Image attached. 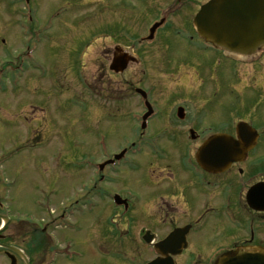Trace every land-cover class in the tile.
Here are the masks:
<instances>
[{
  "label": "rangeland",
  "instance_id": "1",
  "mask_svg": "<svg viewBox=\"0 0 264 264\" xmlns=\"http://www.w3.org/2000/svg\"><path fill=\"white\" fill-rule=\"evenodd\" d=\"M209 1L107 0L102 3L101 0H31V10L36 16L33 24H28L26 5L22 0H0V91L3 88L23 90L26 112L30 111V106L42 104L50 107L48 112L55 115L56 135L52 136L50 143L42 145L41 155L42 158L48 157L46 164L53 171L52 175L58 177L57 204H62L69 196H72V202L80 201L74 204L73 234L69 233L75 246V264L148 262L152 258L150 253H142L143 259L139 258L128 252L134 250L129 238L119 239L118 231L125 229L128 225L125 219L131 214L121 219L107 197L115 193L132 194L133 217L146 222V203L158 194L151 192L156 184L148 178L146 171L155 164L154 160L156 163L162 160L161 164L170 165L172 169L181 160L183 165L185 155L190 151L188 141L175 139L176 134L171 129L166 130L168 125L162 115L151 121L146 136V143L154 151L145 148L131 159L129 165L122 164L116 173L106 171V184L98 183L95 165L139 141L136 124L129 113L132 106L139 108L137 98L131 97V89H136L138 83L141 88L153 90L158 100L152 102L159 109L177 104V97L172 92L174 88L182 90L181 100L187 99V93L192 92V101L198 99L202 105H207L205 108L211 105L210 110L216 112L210 117L208 114L205 120L214 125L209 129L214 133L221 129L220 125L226 124L227 109L234 112L235 121L246 118L262 135L253 154L264 157V52L254 59L237 57L234 62L221 57L218 51H205V46L195 36L196 43H188V29L192 27L191 35L194 34L193 18L200 6ZM163 17L170 26L160 31L152 45L142 42L155 20ZM27 24L32 29L30 38L29 34L24 36L22 27ZM170 29L173 31L167 35L166 31ZM38 40L41 43H37ZM82 41L88 47L80 53ZM134 42L139 44L135 50L142 57L141 64H131L125 73L113 75L108 68L116 45L131 46ZM30 48L32 54L29 57ZM197 49L201 52L198 51V57L194 58ZM218 59L221 61L215 64ZM211 60H215L212 66L214 78L208 74L200 79L204 64L208 65ZM20 66L25 70L23 73L18 70L22 69ZM221 71L222 81L215 78ZM206 72H210L208 67ZM170 74L176 76L169 77ZM206 78L209 82L205 81ZM215 92L218 94L206 104V99ZM0 94V135L7 137L4 147L8 149L7 145L13 143L9 140L11 133L24 132V127L20 119L14 118L6 123L11 133L2 126L9 111L7 107L12 105L15 110L18 104L11 97L5 98L8 94ZM230 116L233 118V114ZM31 132L26 126V139ZM41 132L47 138L52 129L42 126ZM157 150L168 152V158L158 155ZM43 163L41 174L45 175L47 167ZM42 175H39L41 182L38 184L47 185L49 180L43 181ZM21 182L27 184V179L22 177ZM93 185H96L95 189ZM26 191L31 192L30 188ZM25 200H28L26 196ZM196 200L204 201L198 195ZM86 203L91 207L83 205ZM52 208L55 209L54 205ZM117 248L124 253H117Z\"/></svg>",
  "mask_w": 264,
  "mask_h": 264
},
{
  "label": "flooded vegetation",
  "instance_id": "2",
  "mask_svg": "<svg viewBox=\"0 0 264 264\" xmlns=\"http://www.w3.org/2000/svg\"><path fill=\"white\" fill-rule=\"evenodd\" d=\"M135 55L140 65L142 57ZM17 93L18 107L8 108L15 120L20 119L24 132L26 126L32 132L28 139L24 132L9 138L18 142L13 154L9 148H0V151L5 150L0 153V264H75L70 238L73 222L69 217L74 204L72 196L58 205V177L53 176L50 169L44 171L45 175L50 173L49 176L42 175L40 169L41 127L52 129L55 115L41 104L30 106V111L26 112L23 91ZM154 108L162 113L168 125L166 130L171 129L177 136L175 139L187 140L192 130L201 139L199 130L206 122L194 115L189 105ZM180 108L184 112H180ZM146 112L142 108L138 111L140 117ZM199 139L190 140V151L183 165L181 160L172 169L170 165L161 164L162 160H158L159 163L154 160L156 165L146 171L156 184L151 192L158 193L146 203L148 218L142 222L139 217H133L135 206L130 203L131 216L120 233L122 238L130 239L136 256L150 253V261L160 259L167 264H215L217 259L240 249L264 248V199L258 197L250 207L247 197L251 188L264 183V169L247 168L248 157L244 169L235 164L222 173L204 171L195 159L201 145ZM156 153L168 156V152L157 150ZM39 175L44 177L43 181L49 180L47 185L38 184L41 182ZM22 177L27 179V184L21 182ZM27 188L31 192L26 193ZM197 195L204 201L196 200ZM188 258L189 263H186ZM209 259L214 260L209 263Z\"/></svg>",
  "mask_w": 264,
  "mask_h": 264
},
{
  "label": "water",
  "instance_id": "3",
  "mask_svg": "<svg viewBox=\"0 0 264 264\" xmlns=\"http://www.w3.org/2000/svg\"><path fill=\"white\" fill-rule=\"evenodd\" d=\"M163 23L161 21L154 25L150 31V40ZM194 23L200 36L217 49L251 56L264 47V0H212L202 7ZM129 60L127 55L117 58L111 69L117 73L123 72ZM238 127L240 143L227 135H218L202 147L197 156L202 168L210 171L225 170L237 161L230 152L236 151L240 155L243 154V148L251 149L258 137L257 133L246 124ZM206 152H210L209 157H206ZM261 191H264V186L253 189L248 195V201L251 204L256 202L255 197ZM219 264H264V253L249 254L241 251L221 259Z\"/></svg>",
  "mask_w": 264,
  "mask_h": 264
},
{
  "label": "bare ground",
  "instance_id": "4",
  "mask_svg": "<svg viewBox=\"0 0 264 264\" xmlns=\"http://www.w3.org/2000/svg\"><path fill=\"white\" fill-rule=\"evenodd\" d=\"M209 151H212V150H209ZM230 153H232V157H233V156L237 157L238 154H239V152H236V151H232V152H230ZM205 154H206V157H209L210 152H206ZM205 154H204V155H205ZM233 158H234V157H233ZM260 254H261V253H260Z\"/></svg>",
  "mask_w": 264,
  "mask_h": 264
}]
</instances>
